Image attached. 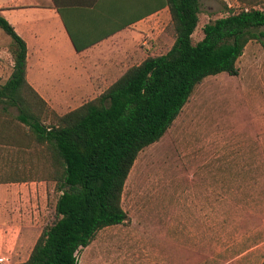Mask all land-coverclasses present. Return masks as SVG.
I'll return each instance as SVG.
<instances>
[{"label": "rangeland", "instance_id": "rangeland-1", "mask_svg": "<svg viewBox=\"0 0 264 264\" xmlns=\"http://www.w3.org/2000/svg\"><path fill=\"white\" fill-rule=\"evenodd\" d=\"M199 5L194 41L210 21L244 8L264 10V0ZM160 20L149 56L166 53L174 42L170 19ZM11 41L0 29V83L10 75ZM51 54L42 58L49 75L75 60L68 51ZM236 67L235 76L219 73L196 85L164 135L138 153L121 196L126 222L98 231L77 253L78 264H264V40L250 41ZM97 96H67L54 111L63 115ZM54 186L41 182L45 198H34L35 223L17 237L10 232L1 244L3 264L27 260L53 221Z\"/></svg>", "mask_w": 264, "mask_h": 264}, {"label": "trees", "instance_id": "trees-1", "mask_svg": "<svg viewBox=\"0 0 264 264\" xmlns=\"http://www.w3.org/2000/svg\"><path fill=\"white\" fill-rule=\"evenodd\" d=\"M158 3L169 11L170 49L129 67L63 115L27 82L26 44L0 14V29L12 40L11 73L0 83V183L53 181L59 193L53 221L16 264H78L77 253L98 231L126 222L121 196L138 153L164 135L196 85L219 73L237 75L245 46L264 40V10L244 8L210 21L194 41L199 0Z\"/></svg>", "mask_w": 264, "mask_h": 264}, {"label": "crops", "instance_id": "crops-1", "mask_svg": "<svg viewBox=\"0 0 264 264\" xmlns=\"http://www.w3.org/2000/svg\"><path fill=\"white\" fill-rule=\"evenodd\" d=\"M158 5V0H0V14L26 44L27 82L54 110L67 96L101 94L128 65L151 55L160 17L170 19L168 8ZM72 39L84 50L77 52ZM64 51L75 58L73 65L49 75L42 58ZM28 182L0 183V252L11 231L17 237L35 223L34 198H45L44 181Z\"/></svg>", "mask_w": 264, "mask_h": 264}, {"label": "built area", "instance_id": "built-area-1", "mask_svg": "<svg viewBox=\"0 0 264 264\" xmlns=\"http://www.w3.org/2000/svg\"><path fill=\"white\" fill-rule=\"evenodd\" d=\"M4 257H0V264H3V262H4Z\"/></svg>", "mask_w": 264, "mask_h": 264}, {"label": "bare ground", "instance_id": "bare-ground-1", "mask_svg": "<svg viewBox=\"0 0 264 264\" xmlns=\"http://www.w3.org/2000/svg\"><path fill=\"white\" fill-rule=\"evenodd\" d=\"M128 191V190H127Z\"/></svg>", "mask_w": 264, "mask_h": 264}]
</instances>
